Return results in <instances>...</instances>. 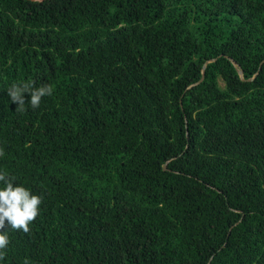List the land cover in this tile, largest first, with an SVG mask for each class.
Segmentation results:
<instances>
[{
  "label": "trees",
  "instance_id": "obj_1",
  "mask_svg": "<svg viewBox=\"0 0 264 264\" xmlns=\"http://www.w3.org/2000/svg\"><path fill=\"white\" fill-rule=\"evenodd\" d=\"M0 153V264H264V0H0Z\"/></svg>",
  "mask_w": 264,
  "mask_h": 264
},
{
  "label": "clouds",
  "instance_id": "obj_2",
  "mask_svg": "<svg viewBox=\"0 0 264 264\" xmlns=\"http://www.w3.org/2000/svg\"><path fill=\"white\" fill-rule=\"evenodd\" d=\"M7 96L18 107L25 104V93L29 94L28 102L33 108L38 107L42 97L51 96L53 87L44 84L39 87H30L28 84H12L7 90ZM3 153H0V157ZM43 197L32 192L21 183H17L6 170H0V229L5 223L11 229L29 231V225L35 220L40 211ZM10 242L7 231H0V261L4 259L5 250ZM27 264V261H25Z\"/></svg>",
  "mask_w": 264,
  "mask_h": 264
},
{
  "label": "water",
  "instance_id": "obj_3",
  "mask_svg": "<svg viewBox=\"0 0 264 264\" xmlns=\"http://www.w3.org/2000/svg\"><path fill=\"white\" fill-rule=\"evenodd\" d=\"M240 73H242V70H240ZM203 79H204V73H203L201 79L198 82H201Z\"/></svg>",
  "mask_w": 264,
  "mask_h": 264
},
{
  "label": "rangeland",
  "instance_id": "obj_4",
  "mask_svg": "<svg viewBox=\"0 0 264 264\" xmlns=\"http://www.w3.org/2000/svg\"><path fill=\"white\" fill-rule=\"evenodd\" d=\"M221 84H222V85L224 84L222 80H221Z\"/></svg>",
  "mask_w": 264,
  "mask_h": 264
}]
</instances>
